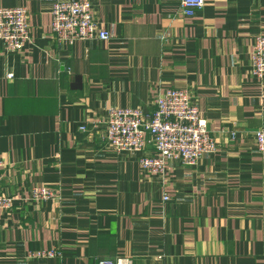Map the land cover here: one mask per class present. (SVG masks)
Listing matches in <instances>:
<instances>
[{
    "label": "crops",
    "instance_id": "0c3cea01",
    "mask_svg": "<svg viewBox=\"0 0 264 264\" xmlns=\"http://www.w3.org/2000/svg\"><path fill=\"white\" fill-rule=\"evenodd\" d=\"M52 1L0 0L25 7L30 26L20 51L0 42V194L15 197L0 214V264H264L253 136L264 79L250 72L264 0H204L193 16L179 0H89L111 38L72 45L52 37ZM169 88L190 91L218 148L194 165L169 163L162 182L99 135L107 109L148 112ZM36 185L55 197L27 199ZM52 248L61 255L27 257Z\"/></svg>",
    "mask_w": 264,
    "mask_h": 264
},
{
    "label": "built area",
    "instance_id": "2783aa9c",
    "mask_svg": "<svg viewBox=\"0 0 264 264\" xmlns=\"http://www.w3.org/2000/svg\"><path fill=\"white\" fill-rule=\"evenodd\" d=\"M204 6V0H179V13L193 16ZM51 31L53 39L62 45L78 40H109L111 35L100 29L93 17V4L89 0H53L51 5ZM168 36L161 35L162 39ZM30 39L28 12L23 6H0V42L6 51H20ZM251 75L264 79V35H256L250 58ZM10 75V74H8ZM264 99V94L262 95ZM99 138L104 146L115 152H128L137 157L140 170L166 179L171 162L194 165L202 156L216 151L218 144L210 134L207 120L186 89L169 88L157 93L151 100L150 111L138 107H111L103 120ZM79 129L87 131V125ZM254 147L264 160V120L253 132ZM232 138L235 136L231 135ZM152 143L155 153L144 152ZM56 189L48 185L31 187L27 199L39 203L52 199ZM169 196L165 195L164 200ZM15 197L0 194V214L9 210ZM56 249H37L27 253L29 259L60 256ZM96 264H133L129 256L99 259Z\"/></svg>",
    "mask_w": 264,
    "mask_h": 264
}]
</instances>
